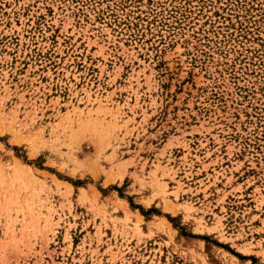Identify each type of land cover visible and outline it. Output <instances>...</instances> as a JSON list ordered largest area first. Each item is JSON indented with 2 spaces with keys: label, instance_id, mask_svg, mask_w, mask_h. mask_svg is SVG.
Masks as SVG:
<instances>
[{
  "label": "rangeland",
  "instance_id": "1",
  "mask_svg": "<svg viewBox=\"0 0 264 264\" xmlns=\"http://www.w3.org/2000/svg\"><path fill=\"white\" fill-rule=\"evenodd\" d=\"M0 264H264V0H0Z\"/></svg>",
  "mask_w": 264,
  "mask_h": 264
}]
</instances>
